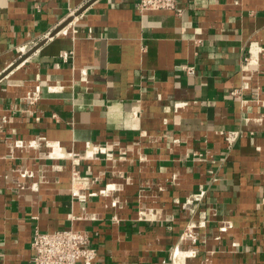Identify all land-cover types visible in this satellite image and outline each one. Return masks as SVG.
Returning <instances> with one entry per match:
<instances>
[{"label":"crops","instance_id":"crops-1","mask_svg":"<svg viewBox=\"0 0 264 264\" xmlns=\"http://www.w3.org/2000/svg\"><path fill=\"white\" fill-rule=\"evenodd\" d=\"M177 6L0 0V264H264V0Z\"/></svg>","mask_w":264,"mask_h":264},{"label":"built area","instance_id":"built-area-1","mask_svg":"<svg viewBox=\"0 0 264 264\" xmlns=\"http://www.w3.org/2000/svg\"><path fill=\"white\" fill-rule=\"evenodd\" d=\"M136 7L139 11L166 9L176 13L181 12L177 6V0H136ZM252 45L249 47L248 55L245 58V68L253 64L255 58ZM188 72H193V66H187ZM32 101L33 95L28 96ZM225 140L231 144L236 134L233 131L224 132ZM77 168H72V182L79 184L83 181ZM189 202H185L186 206ZM197 203H193L194 208ZM31 264H91L97 255V249L92 244L88 233L84 230L64 228L51 231H40L36 229L31 238Z\"/></svg>","mask_w":264,"mask_h":264},{"label":"bare ground","instance_id":"bare-ground-1","mask_svg":"<svg viewBox=\"0 0 264 264\" xmlns=\"http://www.w3.org/2000/svg\"><path fill=\"white\" fill-rule=\"evenodd\" d=\"M89 145V144H88ZM102 149V148H101ZM101 149H99V148H94V149H90L89 148V146H87L86 148H85V150H84V154L85 155H87V156H90V155H92L93 154V150L95 151V150H101Z\"/></svg>","mask_w":264,"mask_h":264}]
</instances>
